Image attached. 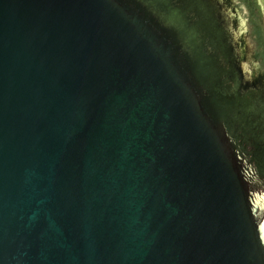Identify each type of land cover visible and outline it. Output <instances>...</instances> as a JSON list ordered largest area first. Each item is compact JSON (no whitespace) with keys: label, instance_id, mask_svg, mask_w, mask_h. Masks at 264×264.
<instances>
[{"label":"water","instance_id":"95a60500","mask_svg":"<svg viewBox=\"0 0 264 264\" xmlns=\"http://www.w3.org/2000/svg\"><path fill=\"white\" fill-rule=\"evenodd\" d=\"M0 264H264V0H0Z\"/></svg>","mask_w":264,"mask_h":264}]
</instances>
